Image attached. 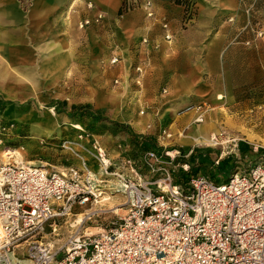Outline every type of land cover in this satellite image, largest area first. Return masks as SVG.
Here are the masks:
<instances>
[{
  "label": "rangeland",
  "instance_id": "374dc122",
  "mask_svg": "<svg viewBox=\"0 0 264 264\" xmlns=\"http://www.w3.org/2000/svg\"><path fill=\"white\" fill-rule=\"evenodd\" d=\"M17 1L24 12L37 2ZM59 1L68 40H0V164H20L16 153L24 163L59 169L80 165L82 157L99 172L86 152L93 151L96 140L116 167L126 164L125 174L135 171L136 179L144 180L153 167L160 177L169 171L174 184L186 187L192 177L227 182L235 163L226 153L235 141L257 147L256 155L248 154L252 161L264 155V146L244 135L264 137V0H181L180 5L169 0L159 10L151 0L157 8L151 20L143 8L147 0H123L124 14L118 15L119 8L111 18L102 14L99 0ZM147 33L157 39L152 42L156 54L147 46L135 49ZM199 43L208 48L205 56L194 53ZM58 55L65 62L51 69L48 64ZM113 56H118L116 65L110 63ZM192 115L212 122L209 134L216 145H181L188 140ZM65 118L75 119L74 124L58 129ZM150 142L160 148L154 152L157 161L143 157L152 152L145 147ZM196 146L220 165H191L182 173L183 154ZM9 151L14 155L6 160ZM107 181L101 195L75 207L47 241L63 245L75 234L69 222L79 212L97 210L87 216L81 234L101 232L122 216L110 208L125 198L113 178Z\"/></svg>",
  "mask_w": 264,
  "mask_h": 264
},
{
  "label": "built area",
  "instance_id": "2783aa9c",
  "mask_svg": "<svg viewBox=\"0 0 264 264\" xmlns=\"http://www.w3.org/2000/svg\"><path fill=\"white\" fill-rule=\"evenodd\" d=\"M143 8L152 19V1ZM118 62V56L110 61ZM92 148L86 152L99 172L82 157L80 165L59 169L0 164V264H264V155L248 167L236 165L225 183L202 176L183 187L153 167L148 178L136 179L138 172L125 174L126 164L116 167L96 140ZM143 157L157 161L154 152ZM110 178L122 183L125 213L96 234L77 232L63 245L47 241Z\"/></svg>",
  "mask_w": 264,
  "mask_h": 264
},
{
  "label": "crops",
  "instance_id": "0c3cea01",
  "mask_svg": "<svg viewBox=\"0 0 264 264\" xmlns=\"http://www.w3.org/2000/svg\"><path fill=\"white\" fill-rule=\"evenodd\" d=\"M122 2L123 0H99V4L104 7L102 14L108 18L114 17L121 7ZM154 2L158 3L157 8L159 10V4H164L165 2H169V0H154ZM157 8H154V17L157 13ZM63 16L62 1L60 2L59 0H37L36 3L34 2L30 5L27 12L22 11L17 0H0V40H68V38L64 37L65 34H67V29L62 22ZM128 16L123 18V20H127ZM153 25H155V23H153ZM144 37H147L150 42L146 51H151L156 54L157 51L154 49L155 44L152 43L157 42V39L154 38V34L151 33L150 35L147 33ZM140 42L141 41H139L136 45L142 50L143 46H141ZM200 45L201 43L197 44V48L194 53L199 57L205 56L208 54V52H206L208 48H204V46H206L205 43H202V46L204 45L203 47ZM167 48L169 47L167 46ZM242 143H244L246 150L244 154H242L239 149V145ZM242 143L239 141L237 142L236 149L233 150V160L230 163L236 164L237 162H243L247 166L251 162L256 161H252L250 158L249 160L248 157L251 156H248V154L256 155L254 151L257 150V147L251 142ZM193 150H196V157L189 158ZM174 152L180 154V150H175ZM182 157H184V161H186V164L181 166L184 169L182 173H186L191 165H194L196 168L199 167L200 164L207 165L210 166L209 169H211L214 165L219 166L221 162L220 160H216V158L211 156V154L207 153L206 150L200 149L198 146L187 150ZM242 158H245L247 161H242ZM235 164L231 168L232 171L236 166ZM237 166L242 167L240 165Z\"/></svg>",
  "mask_w": 264,
  "mask_h": 264
},
{
  "label": "bare ground",
  "instance_id": "6f19581e",
  "mask_svg": "<svg viewBox=\"0 0 264 264\" xmlns=\"http://www.w3.org/2000/svg\"><path fill=\"white\" fill-rule=\"evenodd\" d=\"M64 57L62 55H58L56 56L52 62H49L48 66L51 68V69H58V68H61L64 64ZM178 107L180 106V104H177ZM177 107V106H176ZM172 113L174 114L175 112L173 110H171ZM49 112H52L53 113V110L49 109ZM167 113H170L169 110H167ZM194 111H191L190 114H193ZM64 123H59L58 124V129L61 127V126H65L67 127L68 124H74L73 122L75 121V119H67L65 118L64 119ZM191 123V129H190V133L188 134V140L187 141H183L181 143V145H185V146H191L192 144H195V145H199V146H206V145H210V144H214L216 145V137L214 134H209L210 133V128L208 127L210 124L212 125V122H208L209 120H205V123H202V120L199 118H194L193 115L192 117L190 116V118L188 119ZM187 120V121H188ZM69 122V123H67ZM196 123H202L201 125H196ZM212 127V126H211ZM73 128L79 130V131H83V128L80 127V126H73ZM244 135L246 137L247 140L249 141H255V142H259L261 145L264 146V137H256L255 135H253L252 133L250 132H244ZM6 153V152H5ZM8 154H13L14 155V152L12 151H9L8 153H6L3 157L6 158V160L12 158L13 156H8ZM16 155V160L22 165V166H28V167H37V168H44V167H47L46 164H35V163H32V162H28V163H24L23 160L20 158L19 155ZM9 161H5L2 163V165H6L8 164ZM95 168V167H94ZM114 182L116 183V185H118V190H116V192H120V190L123 189V186H122V183L117 181V180H114ZM126 205V202H121V203H115L111 208L110 210H113V212H122V213H125L126 211V207H123ZM97 210H94L92 212H85V213H82V212H79L77 214H75V219L70 223L69 222V225L72 227V229H74V232L73 233H77L80 229H82V226L85 222V220H89V218L87 217L89 214H92L93 212H96ZM72 233V234H73ZM21 264H31V262L29 260H23L21 262Z\"/></svg>",
  "mask_w": 264,
  "mask_h": 264
},
{
  "label": "trees",
  "instance_id": "16d2710c",
  "mask_svg": "<svg viewBox=\"0 0 264 264\" xmlns=\"http://www.w3.org/2000/svg\"><path fill=\"white\" fill-rule=\"evenodd\" d=\"M176 1V3L178 4V5H180V3H181V0H175ZM122 7V6H121ZM122 14H124L123 13V8H120V10H119V12H118V15L119 16H121ZM57 106H59L61 109L63 108V105L62 104H57ZM69 116H71V117H73V114H68ZM126 129V128H125ZM242 143V142H241ZM145 147H146V150H149V151H152V152H156V153H158L159 151H160V148L159 147H157V145L155 144V143H153V142H150V143H146L145 144ZM239 149H240V152L242 153V154H244L245 153V147H244V143H242V144H240L239 145ZM175 150H177V149H175ZM250 150V149H249ZM196 157V150H193L192 151V153L190 154V156H189V158H195Z\"/></svg>",
  "mask_w": 264,
  "mask_h": 264
}]
</instances>
